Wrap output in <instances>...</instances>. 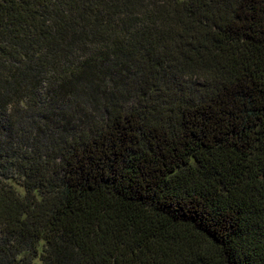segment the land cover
<instances>
[{"label":"trees","instance_id":"obj_1","mask_svg":"<svg viewBox=\"0 0 264 264\" xmlns=\"http://www.w3.org/2000/svg\"><path fill=\"white\" fill-rule=\"evenodd\" d=\"M0 264H264V0H0Z\"/></svg>","mask_w":264,"mask_h":264}]
</instances>
